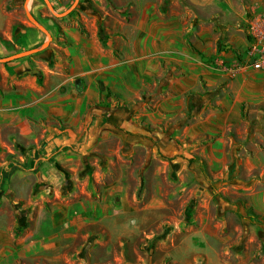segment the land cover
<instances>
[{
  "label": "crops",
  "instance_id": "obj_1",
  "mask_svg": "<svg viewBox=\"0 0 264 264\" xmlns=\"http://www.w3.org/2000/svg\"><path fill=\"white\" fill-rule=\"evenodd\" d=\"M80 1L0 62V264H264V68L214 67L264 0Z\"/></svg>",
  "mask_w": 264,
  "mask_h": 264
},
{
  "label": "rangeland",
  "instance_id": "obj_2",
  "mask_svg": "<svg viewBox=\"0 0 264 264\" xmlns=\"http://www.w3.org/2000/svg\"><path fill=\"white\" fill-rule=\"evenodd\" d=\"M49 2L54 7V10L56 12H61L67 9L73 3V0H69L68 4H65L66 8H64L63 10L60 9L62 6H60L59 0H49ZM80 2L81 1L78 0L75 8L70 13H68L67 15L63 17L54 16L51 13V11L48 9L44 0H29L28 10L37 18V20L47 29V31L50 34V27H52L53 23H55L58 20H64L66 18L68 19L71 16H73L75 13H78V14L81 13V3ZM106 2H107V5H111L110 0H106ZM23 3H24V0H0V6H1L0 35L4 37V39L7 40L11 45L14 46L15 52H20V51L27 49L28 43L31 44L33 43L34 40H37L38 43H40L46 40L47 38L46 34H44L41 30L35 27L27 19L24 8H23ZM91 8L93 10L94 9L98 10V8L95 7V5H93V7ZM89 9L90 7L87 6L86 11H88ZM27 29H31V30L26 31ZM50 46H52V41L48 44V46L44 50L28 55V56L21 57V58H24L23 60H28L31 62V64H33L30 58L31 57L36 58V56L43 54L44 52H50L49 50ZM4 65L7 66V64H4ZM23 209L24 207L22 206L15 207L13 204H8V205L4 204V205H1V208H0V217L6 218L9 214H11L16 219V223L12 227L13 228L12 231L15 236H17L20 232V227L22 224L20 225L18 221V215L22 213ZM237 215H238V218L241 219L239 212H237ZM240 222H242V220H240ZM242 245L243 244L241 243V246ZM241 249H243V247ZM142 255H143V259L145 260L146 255L145 254H142ZM166 260L161 259V261L158 262V264H166L165 262ZM201 262H202L201 264H204V261L202 259H201ZM167 264H172V263H167ZM191 264H195L194 261H192ZM197 264H200V262Z\"/></svg>",
  "mask_w": 264,
  "mask_h": 264
},
{
  "label": "built area",
  "instance_id": "obj_3",
  "mask_svg": "<svg viewBox=\"0 0 264 264\" xmlns=\"http://www.w3.org/2000/svg\"><path fill=\"white\" fill-rule=\"evenodd\" d=\"M247 33L249 36L248 59L234 65H230L222 59H217L214 67L218 71L231 77L248 68H264V14L252 16L248 20Z\"/></svg>",
  "mask_w": 264,
  "mask_h": 264
},
{
  "label": "water",
  "instance_id": "obj_4",
  "mask_svg": "<svg viewBox=\"0 0 264 264\" xmlns=\"http://www.w3.org/2000/svg\"><path fill=\"white\" fill-rule=\"evenodd\" d=\"M44 1H45L46 5H47L48 9L56 17H63L65 15H67L68 13H70L75 8V6L77 5V2H78V0H74V2L66 10H64L62 12H56L54 10L53 6L50 4L49 0H44ZM23 7H24V11H25V14H26V17L28 18V20L35 27H37L39 30L44 32L46 34V36H47V39L44 42H42L41 44H39V45H37L35 47H32V48L17 52V53H15L13 55H10V56L0 57V62H7V61H10V60H13V59L21 58V57L28 56L30 54L39 52V51L45 49L47 47V45L49 44L50 40H51V35L46 30V28L28 10V0L24 1Z\"/></svg>",
  "mask_w": 264,
  "mask_h": 264
},
{
  "label": "trees",
  "instance_id": "obj_5",
  "mask_svg": "<svg viewBox=\"0 0 264 264\" xmlns=\"http://www.w3.org/2000/svg\"><path fill=\"white\" fill-rule=\"evenodd\" d=\"M5 64H7V63H5Z\"/></svg>",
  "mask_w": 264,
  "mask_h": 264
}]
</instances>
